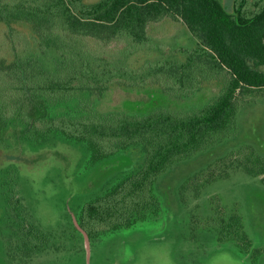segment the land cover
<instances>
[{"label":"trees","instance_id":"16d2710c","mask_svg":"<svg viewBox=\"0 0 264 264\" xmlns=\"http://www.w3.org/2000/svg\"><path fill=\"white\" fill-rule=\"evenodd\" d=\"M233 8L229 12L220 0H0V148L9 149L12 142L21 149L61 136L85 145L90 165L96 166L140 147L143 165L74 214L90 238L157 217L159 176L227 139L237 128L240 108L264 94V0H235ZM169 20L182 22L197 39L196 49L183 51L184 60L127 66L95 52L128 42L125 53L131 54L149 46L152 28ZM214 82L223 85L219 95L186 112L157 107L113 112L98 106L113 87L161 85L186 97ZM233 155L220 178L232 164L231 169L262 177L264 184L263 157L251 147ZM209 174L213 179L216 173ZM15 194L8 204L20 218ZM214 211L219 242L234 240L258 264L264 249L253 247L242 216L220 206ZM20 227L39 248L48 246L47 233L25 220Z\"/></svg>","mask_w":264,"mask_h":264},{"label":"rangeland","instance_id":"374dc122","mask_svg":"<svg viewBox=\"0 0 264 264\" xmlns=\"http://www.w3.org/2000/svg\"><path fill=\"white\" fill-rule=\"evenodd\" d=\"M220 1L233 12L235 0ZM151 32V44L131 54L125 53L128 42L96 47L95 52L112 64L141 66L150 61L184 60L183 51L197 47V39L182 22L169 20ZM28 44L24 39V46ZM222 88L219 82L205 83L191 96L180 97L161 85L113 87L98 106L113 112H153L155 107L186 112L210 103ZM8 144L9 149L0 148V264H87L85 239L75 228L72 214L110 189L123 174L143 165L145 152L136 147L91 166L86 146L61 136L49 137L46 144L24 143L21 149L17 143ZM248 147L264 158V94L240 108L237 128L227 139L173 164L159 176L154 186L160 203L157 217L93 236L91 264H252L234 240L219 242L212 224L217 206L228 214L237 211L253 247L264 249L262 177L231 169L230 164L228 176L220 178L224 164L235 160L231 155ZM213 171L214 180L209 174ZM13 191L14 199L21 202L20 218L8 204ZM24 220L48 234L47 247L39 248L38 242L21 231ZM258 264H264V256Z\"/></svg>","mask_w":264,"mask_h":264},{"label":"water","instance_id":"95a60500","mask_svg":"<svg viewBox=\"0 0 264 264\" xmlns=\"http://www.w3.org/2000/svg\"><path fill=\"white\" fill-rule=\"evenodd\" d=\"M72 218H73V223H74L75 228L80 233H82L84 236L85 244H86V250H87V264H91V238H90L89 234L87 233V231L81 227V225L79 224L78 219L74 213L72 214Z\"/></svg>","mask_w":264,"mask_h":264}]
</instances>
